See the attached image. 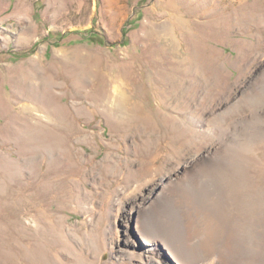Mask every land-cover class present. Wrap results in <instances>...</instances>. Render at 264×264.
<instances>
[{"label": "rangeland", "instance_id": "obj_1", "mask_svg": "<svg viewBox=\"0 0 264 264\" xmlns=\"http://www.w3.org/2000/svg\"><path fill=\"white\" fill-rule=\"evenodd\" d=\"M182 187L264 264V0H0V264H202Z\"/></svg>", "mask_w": 264, "mask_h": 264}, {"label": "bare ground", "instance_id": "obj_2", "mask_svg": "<svg viewBox=\"0 0 264 264\" xmlns=\"http://www.w3.org/2000/svg\"><path fill=\"white\" fill-rule=\"evenodd\" d=\"M247 162H239L240 165V171L238 169H225L224 177L229 186L227 189L229 191H233L234 193L239 194L236 197L232 198V200H236L237 197L241 198L242 194H245L246 198L249 196V189L252 185V180L247 179L243 175V170L241 169L242 164H246ZM247 170V169H246ZM185 176V175H184ZM183 177H180L179 180H177V184L183 186L188 178L191 177L187 176L185 179ZM192 180H195V178H192ZM197 182V181H196ZM180 186V187H181ZM230 187V188H229ZM183 189H187L184 191L183 196H179L177 199H174L176 203L179 206H183L185 215V219L187 220V239L193 238V237H199L198 241L196 243H189V245L194 246V251H201L203 257V260L205 261L202 264H214L215 257L217 253L215 251L220 248L221 242L225 241L226 246L223 249V255L221 259L219 260L218 264H258L260 263L259 260H257V256H254L252 254L250 255H242L243 252H239V250H242V246H236L237 245V238L233 235V230L235 228H229L224 229L223 226L221 227L220 223L215 219L214 216L209 215L208 212L205 209V206L202 203H198L196 201H193L192 198H190V193H188V188L182 187ZM230 196V195H228ZM173 202V201H172ZM242 200L237 199L235 201V205L237 208H241ZM249 202V201H248ZM247 202V203H248ZM174 203V202H173ZM248 206V204H247ZM254 209H257V204H254L251 206ZM250 207V210L252 209ZM191 208V210H189ZM230 209L234 210L232 208V205L230 206ZM246 216L248 215V209L245 211ZM233 236V238H232ZM184 239V238H183ZM230 250H232V254L230 257ZM242 253V254H241ZM246 254V253H244ZM134 255V254H133ZM137 257V256H136Z\"/></svg>", "mask_w": 264, "mask_h": 264}]
</instances>
